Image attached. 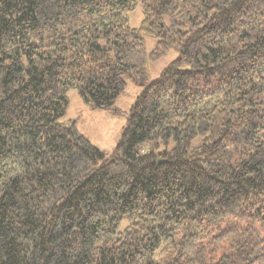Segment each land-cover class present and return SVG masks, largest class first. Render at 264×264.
Wrapping results in <instances>:
<instances>
[{"label": "trees", "instance_id": "1", "mask_svg": "<svg viewBox=\"0 0 264 264\" xmlns=\"http://www.w3.org/2000/svg\"><path fill=\"white\" fill-rule=\"evenodd\" d=\"M0 264H264V0H0Z\"/></svg>", "mask_w": 264, "mask_h": 264}, {"label": "rangeland", "instance_id": "2", "mask_svg": "<svg viewBox=\"0 0 264 264\" xmlns=\"http://www.w3.org/2000/svg\"><path fill=\"white\" fill-rule=\"evenodd\" d=\"M143 19L142 10L138 7L130 14V26L133 29L140 27ZM148 53L155 50L158 40L151 37L144 38ZM179 56L178 51L172 50L167 56L148 65V77L152 82L159 78L162 71ZM126 90L116 104L114 110H91L78 96L76 91L68 93L69 109L63 123L75 121L78 131L97 147L106 159L112 158L120 141L122 131L126 126L128 113L140 95L142 88L134 84L131 79L124 77Z\"/></svg>", "mask_w": 264, "mask_h": 264}]
</instances>
